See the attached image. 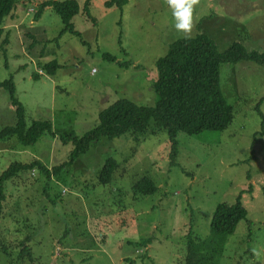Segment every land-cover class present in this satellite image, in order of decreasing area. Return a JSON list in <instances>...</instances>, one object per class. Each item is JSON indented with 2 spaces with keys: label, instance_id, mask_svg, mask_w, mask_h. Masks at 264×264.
I'll list each match as a JSON object with an SVG mask.
<instances>
[{
  "label": "rangeland",
  "instance_id": "1",
  "mask_svg": "<svg viewBox=\"0 0 264 264\" xmlns=\"http://www.w3.org/2000/svg\"><path fill=\"white\" fill-rule=\"evenodd\" d=\"M45 1L18 0L4 25L10 43L0 55V82L13 77L27 122L49 120L57 134L82 136L116 100L154 106L156 62L185 37L167 0H128L122 10L106 0H76L80 12L72 23L80 36L61 34V18L50 7L36 21ZM198 33L220 52L239 42L264 53V0H196L190 36ZM53 60L60 68L48 75L41 67ZM220 87L234 107L233 123L223 131L179 133L174 160L166 132L140 142L126 134L93 144L59 180L44 182L36 169L6 182L0 264H185L189 234L209 238L216 207L238 199L247 218L227 236L218 264H264V118L257 109L264 115V65L223 63ZM16 119L8 91L0 89V129ZM72 150L49 134L27 148L16 138L0 141V176L14 162L40 160L52 168ZM108 158L119 169L104 185L99 173ZM143 176L158 190L135 198L132 186ZM149 237L146 249L134 244Z\"/></svg>",
  "mask_w": 264,
  "mask_h": 264
},
{
  "label": "trees",
  "instance_id": "2",
  "mask_svg": "<svg viewBox=\"0 0 264 264\" xmlns=\"http://www.w3.org/2000/svg\"><path fill=\"white\" fill-rule=\"evenodd\" d=\"M17 3L18 0H0V55L7 50L6 47L10 43L8 34H5V20L13 16ZM127 3L128 0H106L105 6L122 10ZM89 4V1L85 3L84 12L92 19ZM48 7L61 18L63 24L61 34L71 32L81 35L74 29L72 23L73 18L80 12V5L76 0L45 1L39 5L34 19L37 21ZM104 56L113 60V57L109 55ZM242 60L264 65V53L248 51L239 42H235L226 51L220 52L215 42L201 33L182 37L170 44L167 54L156 62L158 76L153 83V90L157 100L154 106L138 105L125 98L116 100L100 111L98 123L82 136L74 132L57 134L49 120L27 122L25 108L16 97L13 77L0 82V89L9 93L17 117L14 125L0 129V141L16 138L23 147L27 148L35 145L44 134H49L64 145L70 143L73 145V150L67 159L53 165L52 168L40 160L14 162L9 165L0 176V221L4 217V203L7 199L4 191L6 182L15 178L20 180L22 177L19 176L22 173L33 172L36 169L42 174L44 182L52 181L54 178L59 180L65 169L72 166L81 155L89 151L93 144L103 138L111 140L131 134L137 142H140L149 136L166 132L172 146L171 154L174 160L179 133L193 136L207 130L227 129L233 123L235 115L234 107L227 103L221 91L220 66L223 63H238ZM41 68L48 75H55L60 64L53 60L45 63ZM40 76L39 73H34L32 77L39 79ZM257 109L264 118L259 105ZM260 133L264 135V123ZM118 169L119 163L114 158H108L99 173L100 183L104 185L110 183ZM15 184L18 182L15 181ZM157 190L155 182L147 176H143L132 186L135 198L141 195H153ZM246 218L247 210L240 199L233 204H219L212 215L210 237L202 239L193 236L192 233L189 234L185 264H218V259L224 252L227 236L233 234L238 224ZM151 241L152 238L149 237L134 244L146 249ZM22 251L28 255L30 253L26 247Z\"/></svg>",
  "mask_w": 264,
  "mask_h": 264
},
{
  "label": "clouds",
  "instance_id": "3",
  "mask_svg": "<svg viewBox=\"0 0 264 264\" xmlns=\"http://www.w3.org/2000/svg\"><path fill=\"white\" fill-rule=\"evenodd\" d=\"M196 0H167L174 19V28L183 33L185 37L191 35L193 28V6Z\"/></svg>",
  "mask_w": 264,
  "mask_h": 264
}]
</instances>
